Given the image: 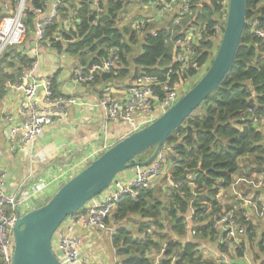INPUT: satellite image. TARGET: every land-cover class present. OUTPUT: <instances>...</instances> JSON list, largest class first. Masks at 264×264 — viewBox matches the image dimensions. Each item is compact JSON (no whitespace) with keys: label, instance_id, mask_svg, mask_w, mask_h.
<instances>
[{"label":"trees","instance_id":"obj_1","mask_svg":"<svg viewBox=\"0 0 264 264\" xmlns=\"http://www.w3.org/2000/svg\"><path fill=\"white\" fill-rule=\"evenodd\" d=\"M27 1L34 8H40L47 2ZM190 1L192 15L180 18L178 23L174 19L162 28L145 25L142 52L132 60L128 56L133 53L139 38L130 29L119 26L126 0H97L95 6L92 5L93 0H65L67 9L60 11L64 17L68 16V9L75 13L73 30L66 32L61 30V25L53 23L47 27L46 36L52 38V47L58 53L75 56L77 63L83 67L106 58L111 49H117L115 69L97 75L94 83L124 79L130 73L131 63L136 68L134 77L144 74L163 80L168 68L173 65L174 40L178 35L191 27L200 30L203 25L208 33L221 15L219 0ZM198 6L201 10L193 22ZM255 21L264 27V0H246L247 24L229 73L201 106L166 139L165 143L171 147L167 156L171 163L170 177H179L184 170L197 169L198 166L200 172L177 186L165 189L152 187L140 191L136 199L124 198L114 212L115 222L130 223L131 216L139 219L137 223L133 222L135 226L132 230L120 226L112 236L118 264H152L147 252L158 250L161 243L167 244L166 254L173 251L178 254L175 264H215L203 257L199 243L216 244L209 221L211 211L232 209L219 205L217 194L220 189L233 184L235 175L259 173L255 167L264 162V137L251 119L264 117V44L251 33V23ZM25 22L28 28L32 27L29 10ZM59 33L62 39L70 41L66 46L56 40ZM212 49V44L205 37L198 43L193 58L198 66L210 65ZM11 54L12 51H9L0 58V67L13 68ZM20 60L30 62L25 57H20ZM185 74L181 79L192 76L193 71ZM178 78L175 76L172 81ZM7 79L8 76L0 71V92L5 90L3 85ZM9 80L14 83L15 76L9 77ZM50 83L53 95L60 96L57 77L50 79ZM192 83L194 85L196 80ZM151 154L152 151H146L134 162H142ZM242 157H247L246 161L250 158L251 165L249 171L238 173V159ZM187 217L195 231V241L185 238ZM148 230L153 231L151 235ZM255 236L254 227L250 226L247 241L252 242ZM254 264H264V259L260 261L257 257Z\"/></svg>","mask_w":264,"mask_h":264},{"label":"built area","instance_id":"obj_2","mask_svg":"<svg viewBox=\"0 0 264 264\" xmlns=\"http://www.w3.org/2000/svg\"><path fill=\"white\" fill-rule=\"evenodd\" d=\"M130 1H139L145 4V7L155 6L162 11L174 9L175 23H178L180 18L192 15L190 0H126L121 15L126 14ZM96 2L97 0H93L92 5L95 6ZM219 7L221 15L216 20L212 31L207 33L205 25L200 30L191 27L183 30L180 33L181 36L179 34L174 40L173 65L168 68L163 80H160L158 76L140 74L129 82L122 94L115 95L108 91L105 92L97 102L104 118L109 122L129 125L131 134L147 126L171 108L182 93L189 90L191 81L198 78L201 71L207 68L206 64L200 67L193 60L194 48L204 37L212 44V52L220 44L226 22L228 0H219ZM65 8L67 9L65 0H47L40 8L32 7L27 0H0V58L12 51L10 58L13 59V68L11 70L15 76V82L10 87L22 95L20 111L23 116L22 121L12 126L6 135L18 146L34 142L46 127L66 115L69 106L77 103L73 97L54 96L50 78L38 79L35 76L39 67L38 60L31 58L29 63H23L20 60V57H24L23 53L17 51L27 36L31 35L34 36L37 45L52 48L54 42L51 37L46 36V30L53 23L61 25V30L66 32L73 30L75 13L68 9V16L64 17L60 10ZM27 10L32 14L31 28L25 24ZM151 20L142 18L134 22L120 21L119 26L130 29L142 39L143 29ZM251 33L264 44V27L259 22L251 23ZM56 40L62 41L64 46L70 42L62 39L60 33ZM117 59V49L113 48L106 58L98 62L87 64L84 67L77 64L71 72V82L75 86L89 87L94 83L97 75L107 74L115 69ZM191 70L193 71L192 76L181 79L186 72ZM175 76L179 77L178 80L172 81ZM249 112L252 113L251 110ZM251 119L257 127H264V117H252ZM112 145L113 143L102 141L94 144L64 166L50 167L49 170H53L49 176L34 180L18 197L7 192L4 186L5 175L0 170V264H10L12 228L16 221V211L22 216L38 207L39 203L51 197L69 179L86 168ZM170 151L171 147L164 143L150 165L134 169L135 172L130 177L117 175L104 192L62 223L52 240V249L60 264H88L81 256L82 240L76 234V228L106 230L110 217L124 198L136 199L140 191L154 187L156 181L162 178L169 181L170 175L166 166ZM239 182L246 183L257 190L263 186L264 176L258 183L238 179L232 184V188ZM234 196L236 205L232 209L211 211L209 218L217 239L218 251L214 259L215 264H250L246 263L249 258L247 249L242 247V243L247 242L246 235L250 226L254 227L256 222L264 224V200L261 198L245 199L235 192ZM194 224L197 226L196 220ZM152 232V230L147 231L149 235ZM186 232L189 238L195 236L192 225L187 224ZM257 232L264 234L258 225ZM263 244L264 238L261 240V245ZM166 252L167 244L161 243L158 250L147 252V258L152 264H175L178 254L175 251L171 254H166Z\"/></svg>","mask_w":264,"mask_h":264},{"label":"crops","instance_id":"obj_3","mask_svg":"<svg viewBox=\"0 0 264 264\" xmlns=\"http://www.w3.org/2000/svg\"><path fill=\"white\" fill-rule=\"evenodd\" d=\"M134 5L141 6L142 8H153V6L145 7L139 1L128 2L129 7H133ZM175 14L174 9L172 11H162L159 8L152 18L135 16L133 17V22L142 18H150L152 20L149 24L154 25L155 28H162L174 20ZM123 16L121 15V21H123ZM141 42L142 39L139 38V43L134 46L133 53L128 56L129 60H132L142 52ZM17 51H21L27 59L38 60L39 67L35 72V76L38 79H52L56 76L60 96L73 97L77 103L69 106L66 115L46 127L41 136L35 139L34 142L18 146L14 140L7 138L6 134L12 126L20 123L23 119L20 111L22 95L19 91L10 87L12 83L9 77H13L11 68L0 67V71L8 76L3 85L5 90L0 92V170L5 175L4 186L7 192L10 189L18 190L27 182L29 176H33L37 172L43 171L44 176H49L53 170L47 172L49 166L55 168L62 167L90 149L94 144L101 143L102 141L114 144L129 135L131 132L130 126L125 123L107 121L97 102L107 91L115 95L122 94L129 82L134 78L136 71V68L131 63L129 75L120 81L102 82L101 84L94 83L89 87L75 86L71 82V72L78 64L75 56L58 53L53 47L37 45L33 35L27 36L23 45ZM259 131L264 137V127ZM260 166H264V162ZM166 169L167 172H170L171 163L169 161L167 162ZM134 172V169H130L121 173V176L130 177ZM238 179L254 183L257 181L258 183L263 179V175L260 172L257 174L251 173L250 176L235 175L233 184ZM167 181L165 180V184L155 187L162 189L170 188L172 184H170V181H168L169 183ZM234 192L245 199L261 198L264 200V184L256 190L246 183L239 182L233 188L231 185L229 188L219 190L217 194L218 204L224 208L227 206L233 208L236 205ZM188 220H190L189 217H187V224L191 226V220ZM130 221L132 222H126V224L115 222L112 215L108 221L106 230L76 228V234L82 240L81 256L83 260L88 264H118V259L112 245V236L120 226L132 230L135 226L133 222L137 223L139 219L131 216ZM257 225L264 231V224L256 222L254 224L255 235L257 234ZM188 235L186 232V240L189 239ZM259 236L258 252L254 254L255 257L249 255L250 261L248 259L246 263L254 264V260L257 257H259L260 261L264 259L260 248L264 234L260 232ZM248 242L242 243V247L247 249V253L251 254L248 244L252 242ZM211 244L214 245L212 249L215 259L218 251L215 243L204 242L203 247H201L207 248ZM261 247L263 248V245ZM207 250L209 249L207 248ZM214 259L212 260L213 262Z\"/></svg>","mask_w":264,"mask_h":264},{"label":"water","instance_id":"obj_4","mask_svg":"<svg viewBox=\"0 0 264 264\" xmlns=\"http://www.w3.org/2000/svg\"><path fill=\"white\" fill-rule=\"evenodd\" d=\"M200 10L201 6H198L193 22ZM246 24V0H228L222 38L215 52L210 53V65L202 77L188 91L182 93L171 108L147 126L115 142L62 185L44 204L22 216L16 211L10 264H60L53 252L52 240L62 223L104 192L117 175L151 164L166 139L201 106L229 73ZM146 151H152V154L142 162H134ZM255 168L264 176V166ZM47 169L48 172L50 166ZM199 172L200 166L197 169H186L179 177H169V181L172 186H177ZM42 176L43 171L29 176L27 182L18 190L10 189V194L18 197L34 180Z\"/></svg>","mask_w":264,"mask_h":264},{"label":"rangeland","instance_id":"obj_5","mask_svg":"<svg viewBox=\"0 0 264 264\" xmlns=\"http://www.w3.org/2000/svg\"><path fill=\"white\" fill-rule=\"evenodd\" d=\"M145 5V4H144ZM157 9H159V8H157V7H155V6H153V8H142L141 6H137V5H134L133 7H129L128 6V8H127V12H126V14L123 16V22H127V21H133V17H135V16H141V17H150V18H152V16H154V14H155V12H156V10ZM215 52V51H214ZM209 66V65H208ZM208 68V67H207ZM207 68H205V69H203L202 71H201V74L199 75V79L202 77V75L205 73V71L207 70ZM198 79V80H199ZM195 80H196V82H197V78H195ZM195 80H193V81H191V83H190V88L193 86L192 84V82H194ZM189 88V89H190ZM262 126L261 127H259V130H262ZM246 158L247 157H242V158H239L238 159V163H239V166H240V172H238V173H242V172H246V171H249V168H250V165H251V159L249 158L247 161H246ZM254 166V165H253ZM169 183V182H168ZM163 184H165V178H162V179H160V180H158V182H156L155 184H154V187L155 186H157V185H163ZM171 184V183H170ZM50 198V197H49ZM48 198V199H49ZM46 202V200L45 201H43V202H41L39 205H42V204H44ZM188 221H190V220H188ZM257 236H256V238L254 239V241L252 242V243H249L248 241H247V238H246V241L249 243L248 244V247H249V250H250V253L251 254H249L248 253V258H249V255H252L253 257H255L254 256V254H257V252H258V247H259V232H257V234H256ZM186 241V240H185ZM187 241H195V238L194 237H190ZM203 245H204V242H202V243H200V246H199V250L202 252V255H203V257L206 259V260H210V261H212L213 259H214V251H213V244H211L210 246H207V248L209 249V250H207V248H202L203 247ZM202 246V247H201ZM263 249H264V244H263ZM262 257H264V252L262 253ZM254 259V258H253ZM249 261H250V259H249ZM252 262H253V260H252Z\"/></svg>","mask_w":264,"mask_h":264}]
</instances>
